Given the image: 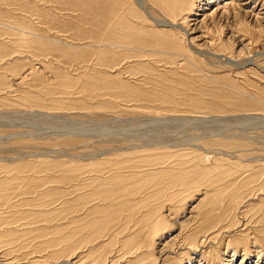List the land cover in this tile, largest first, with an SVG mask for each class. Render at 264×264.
<instances>
[{
    "label": "rangeland",
    "instance_id": "374dc122",
    "mask_svg": "<svg viewBox=\"0 0 264 264\" xmlns=\"http://www.w3.org/2000/svg\"><path fill=\"white\" fill-rule=\"evenodd\" d=\"M171 1L0 0L1 262L264 264V0Z\"/></svg>",
    "mask_w": 264,
    "mask_h": 264
},
{
    "label": "bare ground",
    "instance_id": "6f19581e",
    "mask_svg": "<svg viewBox=\"0 0 264 264\" xmlns=\"http://www.w3.org/2000/svg\"><path fill=\"white\" fill-rule=\"evenodd\" d=\"M182 1V0H181ZM170 5H168V6H170L171 7V14H172V16L174 17V16H176L177 14V9L178 8H180V9H182L181 8V2H179V1H177V0H172L170 3H169ZM228 8V7H227ZM175 19V18H174ZM105 21V20H104ZM104 21H103V23H104ZM165 23V22H164ZM163 23V24H164ZM165 24H167V26H178V27H181V28H183L184 29V27H183V23H178V22H176V21H170V22H168V23H165ZM165 26V25H164ZM106 30V28L104 29V31ZM111 38V37H110ZM112 42V41H111ZM105 46H108V47H113V46H111L110 44H108L107 43V41L105 42ZM142 50H143V48H142ZM111 51H113V50H111ZM38 112H41V111H38ZM239 115V114H238ZM248 116V115H244V114H241V116ZM250 115V114H249ZM250 116H254L255 117V119L257 118V117H260V118H263L264 119V116H262V115H259V116H257V115H250ZM211 117H213V118H217V116L215 115H213V116H210V118ZM165 118H168V119H173V118H181V119H187V120H192L193 121V119H198V120H205V119H207V117H205V116H192V117H187L186 115H178L177 117L174 115L173 117H165ZM193 118V119H192ZM218 119V118H217ZM258 119V118H257ZM262 119V120H263ZM213 120V119H212ZM260 121H262L261 119H259ZM186 121V120H185ZM207 121V120H206ZM205 122V121H204ZM264 123V122H263ZM153 144V143H152ZM258 189H261V187H259ZM206 239V238H205ZM256 255H257V253H256ZM257 257H258V255H257ZM66 260V259H65ZM69 261V260H68ZM65 262H67V260L65 261ZM70 262V261H69ZM68 263V262H67ZM0 264H9V263H3V262H1L0 261ZM53 264H55V263H53Z\"/></svg>",
    "mask_w": 264,
    "mask_h": 264
}]
</instances>
